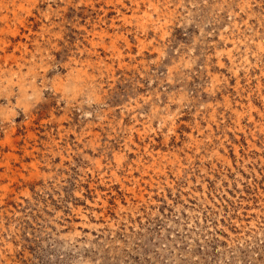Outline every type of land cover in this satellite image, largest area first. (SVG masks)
I'll list each match as a JSON object with an SVG mask.
<instances>
[{"label": "rangeland", "instance_id": "rangeland-1", "mask_svg": "<svg viewBox=\"0 0 264 264\" xmlns=\"http://www.w3.org/2000/svg\"><path fill=\"white\" fill-rule=\"evenodd\" d=\"M0 264H264V0H0Z\"/></svg>", "mask_w": 264, "mask_h": 264}, {"label": "bare ground", "instance_id": "bare-ground-1", "mask_svg": "<svg viewBox=\"0 0 264 264\" xmlns=\"http://www.w3.org/2000/svg\"><path fill=\"white\" fill-rule=\"evenodd\" d=\"M83 214V213H82Z\"/></svg>", "mask_w": 264, "mask_h": 264}]
</instances>
